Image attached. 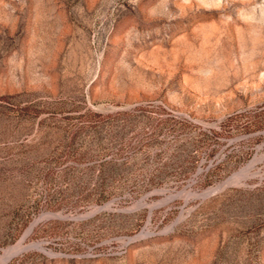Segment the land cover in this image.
<instances>
[{"label":"rangeland","instance_id":"obj_1","mask_svg":"<svg viewBox=\"0 0 264 264\" xmlns=\"http://www.w3.org/2000/svg\"><path fill=\"white\" fill-rule=\"evenodd\" d=\"M3 261L264 264V0H0Z\"/></svg>","mask_w":264,"mask_h":264},{"label":"bare ground","instance_id":"obj_2","mask_svg":"<svg viewBox=\"0 0 264 264\" xmlns=\"http://www.w3.org/2000/svg\"><path fill=\"white\" fill-rule=\"evenodd\" d=\"M243 172H244V170H243ZM240 177V173H238L237 175H235V176H233V178H235V179H238ZM233 181V180H232ZM218 188H214V189H210L209 191H207L206 193H208V192H210V191H216ZM205 192V191H204ZM205 194V193H204ZM41 246V245H40ZM39 246V247H40ZM17 250V249H16ZM16 250H14V251H16ZM9 256L7 255V258H8ZM7 258L5 259V260H7ZM5 261H3V262H1L0 264H3Z\"/></svg>","mask_w":264,"mask_h":264}]
</instances>
